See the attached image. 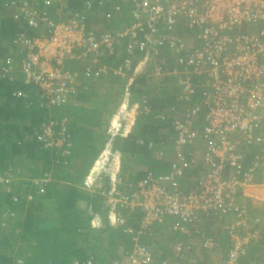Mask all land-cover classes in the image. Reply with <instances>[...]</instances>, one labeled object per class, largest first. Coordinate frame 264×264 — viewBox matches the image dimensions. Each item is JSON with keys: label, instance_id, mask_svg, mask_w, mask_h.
<instances>
[{"label": "built area", "instance_id": "obj_1", "mask_svg": "<svg viewBox=\"0 0 264 264\" xmlns=\"http://www.w3.org/2000/svg\"><path fill=\"white\" fill-rule=\"evenodd\" d=\"M123 1L128 5L129 22L96 34L86 29L85 18L78 13L54 21L45 11H37L39 2L49 6L58 0H6L4 5L14 8L9 15L14 20L23 21L31 28H36L39 20L46 23L45 33L30 37L19 32L12 39L20 49L19 70L24 83L37 89L41 105L52 107L67 103L75 93L70 82L76 77L77 68L86 78L111 73L125 79V95L117 107L116 129L120 121H126L133 104L128 102V97L135 93L130 87L137 75H145L153 82L159 77L174 76L177 99L184 105L196 91H201V104L188 105L172 121L176 134L175 159L168 172L140 178L129 193L115 184L107 187L106 178L109 185L119 182L118 178L107 175L119 163L109 145L101 150L96 166L86 175L81 187L106 195L107 218L113 226L124 225L122 208L139 209L136 234L172 218L169 229L185 239L174 242L173 257L162 258L159 264H178L180 258L183 264H196V256L188 252L196 250L195 246L216 251L219 242L215 236L204 234L199 226L201 216H213L220 222L229 217L220 224L228 240L226 256L213 264H236L254 238L255 224L259 222L257 216L250 218L245 199L264 204V0ZM105 2L98 0L99 5ZM84 4L89 8L91 1ZM182 30L185 32L181 36ZM120 41H124L123 58L108 64L105 58L115 54ZM136 50L141 52L139 56ZM164 50L177 58L170 69L155 64ZM70 61L78 66H70ZM5 63L6 66H0L2 71L11 68L9 59ZM148 111V102L142 95L138 104H134L135 115ZM110 134L112 139L117 135L126 137L122 131L111 130ZM35 138L44 148L63 147L62 153L71 146L64 118L43 123ZM109 143L108 139L105 145ZM187 145L198 149L186 156ZM252 146H259L258 155L244 169L245 155ZM198 152L206 171L198 178L195 189L184 192L178 183ZM158 156L162 157L163 152ZM15 177L13 169L0 173V187L10 191ZM30 181L41 190L49 182V174L32 177ZM30 199L29 194L27 200ZM91 214L94 216L92 211ZM3 215L0 227L5 226V219L13 213L6 211ZM123 230L132 233L130 228ZM124 258L103 264L154 263L150 247L144 244H135Z\"/></svg>", "mask_w": 264, "mask_h": 264}, {"label": "trees", "instance_id": "obj_2", "mask_svg": "<svg viewBox=\"0 0 264 264\" xmlns=\"http://www.w3.org/2000/svg\"><path fill=\"white\" fill-rule=\"evenodd\" d=\"M5 1L6 0H0V15H2V17H0V38H5L4 40L6 43L10 45V54L5 56L3 60L1 58L0 66H6L7 64L5 61L9 59L11 68L6 71L0 69V173L13 169L16 171V175H19L20 166L18 165L23 164L22 162L27 160L32 163L34 162L36 167L41 166L40 172L49 174V182L41 188V190H37L30 179H22L19 182L26 185L27 191L26 194H24L25 197L20 198L19 195L13 196L14 200L11 199L9 202L10 208L4 209L5 212H14V216L10 219L15 221L12 223L9 216L7 218L9 220L5 219V221L7 220L5 226L3 225L0 227V232L3 233H0V264H87L88 261L91 262L94 258L95 260L98 258L95 264H103L110 259H124V256L121 255L122 253H118L117 255L114 251V246H116L115 244L118 241L124 243V245H122L124 248L130 247V245L133 247L135 244H144L148 247L154 246L158 250L161 249L162 240L154 244V237L149 236V231L136 234L139 231V220L141 216L139 209L122 208L121 212L125 219L124 227H109L106 224L108 207H104L103 200L98 192L92 193L82 187L78 188L76 186L81 180V183H83L86 175L89 173V167L96 155V146H99L102 140L94 144L84 140L83 152H76L78 155L76 156L75 154V156H72L71 150L79 147V144L78 146L75 145V140H79L75 137L77 134L76 131L73 132L75 126L72 125L71 121L64 115H62L63 117L61 116V118L55 117L51 109L58 105L48 107L42 104L40 108L34 107V103L31 101L33 97L32 91L34 88L37 92V89L32 84L24 83L23 74L19 70V64L17 67L15 64V61L18 62L21 59L20 49L12 42V39L15 34L19 32L30 37L42 32L45 33L46 23L39 20L38 26L36 28H31L23 21L14 20L9 16L14 11V8L6 7L4 5ZM63 1L58 0V2L49 6L39 2L36 8L37 11H45L46 16L54 21L63 20L72 16L71 14L73 13L80 14L86 21L98 12H102L106 16L108 15V17L113 14L120 17L118 22L114 24V26L118 27L122 22L128 23L130 19L128 14H126V12L128 13V5L123 0H107L103 5H99L98 0H90L91 6L89 8L84 4L86 0ZM106 20L109 21L110 18ZM112 21L114 22L115 20L112 19ZM105 30L108 29H103V31ZM184 32L185 30H182L180 35L182 36ZM123 45L124 41H120L116 45L115 54L105 58L108 64L121 61L123 58ZM135 53L137 56L141 54L139 50H136ZM13 57L18 58L14 60ZM176 59L174 53L164 50L155 60V64L170 69L175 65ZM2 61L3 63L1 64ZM74 66H76L75 63ZM78 70L79 69L76 70V77L82 75ZM106 77H108V75H92L87 78L83 76V80H86V82L89 81L88 85L86 84L88 87L92 84V87L99 86L101 89H106V85H108V78ZM164 77L172 78L171 76ZM100 79L104 83L106 81V84H100ZM70 84L72 85L71 82ZM134 84L130 87L131 90L133 89L132 91L135 90L133 96L140 99V96L143 95L148 102L149 111L139 114L136 119L137 121L135 120L136 126L133 132L126 137H120L119 135L115 136V140L113 139L115 143H112L111 147L113 150H116L118 147L120 148L122 173L129 170L136 171L134 168L136 164L145 166V170H137L139 173H137L136 178L132 176V172L129 174L127 177L129 183H125L124 186L121 187V190L125 193L131 192L134 186L130 184H134V182H137L140 178L169 171L170 161H166L162 158L156 160L152 157L154 147L160 145L159 147H161L164 152L171 147L174 149V138L176 134L172 126V121L181 115L188 105H193L195 103L201 104L203 98L201 91H196L192 100L184 105L183 102L175 99L168 91L166 82L163 83L162 86L164 89L163 95H154L152 93V96L145 89L144 78H139ZM73 87L77 90L76 93H79L80 87H76L74 82ZM83 88L86 89L85 85ZM18 93H23L25 96L18 95ZM110 112L111 110L107 109L106 114H110ZM203 112L202 108L200 117H202ZM51 113H53V117L50 116ZM157 115L159 120L153 119V117H157ZM49 117L52 119L48 121L65 119L66 131L69 134L68 139L71 142L70 148H64L67 150L66 153H62L63 147L62 149L44 148L35 138V133L41 128V125L48 122H44L43 120ZM28 122L30 123L28 124ZM55 128L58 129L57 124ZM72 144L75 146L71 149ZM197 149L198 148L193 145L184 147L186 156H188V152L193 155ZM258 152L259 146H252V148L249 149L243 162L244 169L250 165L253 159L258 155ZM75 158L81 159V165H79V168L72 169V165L74 164H72V162ZM27 161L26 164L28 165ZM67 168H71V170ZM189 169L191 172L187 171L184 174V176L186 175L189 178L186 180L182 179L178 183L179 188L184 192L195 189L198 178L206 171L203 163L197 159L190 164ZM155 170H158L156 171L157 173H155ZM191 175L194 176L193 180L190 179ZM29 194L32 196V199L27 200V195ZM3 201H5V198ZM6 201L8 204V200ZM77 201L85 202L86 206L82 209L78 208ZM11 202H13V204ZM47 202L51 204V207H46ZM1 204L2 202L0 200V207ZM245 204L246 206L249 204L247 200ZM101 209H103V215L105 214V224L103 226L104 228L96 230L91 227L90 224L92 216L91 211L94 214L95 212H100ZM248 212L250 218L259 217L257 214H260V217L264 218V206L260 209H253L251 212ZM3 217L4 215L0 213V221ZM227 218L229 217L225 219L222 218L221 222H225ZM17 220L21 223L20 226H18V230L14 227ZM221 222L213 216L207 218L202 215L199 226L205 235L215 236L219 242V249L222 251L221 256L224 259L228 240L224 236L223 230L220 228ZM126 227L130 228L132 233L124 231L123 228ZM170 233L176 234L177 232H172L169 229V234ZM180 235L181 234L175 236L169 235L170 237L167 236L165 239L173 244L178 240L185 239L183 235L182 237ZM257 244L264 245V240ZM257 244L252 249H246L245 254L248 253L249 260H244L243 264H248L249 261H252V256L260 251V246L258 247ZM151 248L153 249H151V251L155 253L154 248ZM195 249L196 250L192 249L188 252L196 256V264H213L209 262L212 253L207 250L199 249L197 246H195ZM245 254L242 257H244ZM242 257L238 258L236 264H242ZM17 260H20V262L17 263ZM178 261V264L184 263V260L181 258Z\"/></svg>", "mask_w": 264, "mask_h": 264}, {"label": "crops", "instance_id": "obj_3", "mask_svg": "<svg viewBox=\"0 0 264 264\" xmlns=\"http://www.w3.org/2000/svg\"><path fill=\"white\" fill-rule=\"evenodd\" d=\"M63 3H64V1H63ZM126 14H128V13L126 12ZM108 18H110L109 21L106 20ZM112 19L115 21L113 22ZM119 19H120V17L115 16L114 14L112 16L108 17V15L106 16L104 13L98 12V13H95L94 16H92L90 19L85 21L86 29L94 31L96 34H100L103 31V29L113 30V29L117 28L118 26H114V24L117 23ZM123 24L124 23L122 22V25ZM107 26L112 27V28H108ZM113 26H114V28H113ZM4 39L5 38H2V37L0 38V59L2 58V60L5 56L10 54V45H8ZM17 58L18 57H15L14 60ZM19 62H20V60L18 62L15 61L16 67L18 66ZM75 65L76 66H74L73 61H70V66H72V67L78 66L76 63H75ZM77 69H79V68H77ZM78 71H80V70H78ZM107 75H108V77H106V78H108V85H106L107 86L106 89H101V87H99V86L92 87V84L90 85V87L86 86V84L88 85L89 81L86 82V80H83L82 75H79L78 77H76L77 80L74 78L71 81V83L73 85V82H74L76 87H80L79 93H76L77 90L75 89V93L69 98V101L67 103H65L64 105H60V106L58 105L57 107H53L51 109V111L55 114V117L61 118V116L64 115L69 119V121H71V124L75 126L74 128L72 127L73 132L76 131L77 134L75 135V137L79 139L77 141L75 140V145L78 146V144H79V147L72 149L75 146L72 144V147H71L72 156L73 155L75 156L76 152L77 153L83 152V149H84L83 144L85 142L84 140H87L88 142H91L92 144L102 140L101 144L99 146H96V149H97L96 155L94 156L92 163L89 167L90 168L89 171H91V172L94 169V167L96 166V159L100 155L101 150L104 147H108L109 145L111 146L112 143L113 144L115 143V141H114L115 139L113 138L114 139L113 140L111 137V134H110L111 130H115L117 132L122 131V133L126 134V136H127L128 134L133 132V130L136 126V121H137L136 119L139 116V115H135V112H134V104H138L139 100H138V98H135L133 95H129L128 102L133 103V104L130 107L129 112L127 113L126 121H120L118 129H116V127H114V125L117 122V118H118L117 107L121 102L122 96L125 95V92L123 89L125 79L116 77L115 75H113L111 73H109ZM141 77L144 78V86L146 87L145 89H146V91H148V93H150L151 96H152V93L154 95L155 94L156 95H158V94L163 95L164 89L162 86H163V83L166 82L167 87H168V91L175 97V99H177L176 97L178 94V90H177V85H176L175 80H174V76H171L172 78H167V77L165 78L164 76L159 77L158 79H156L155 82H153L151 79H149L145 75H137L135 78V82H137V80ZM104 81H105V79H104ZM76 83H77V85H76ZM100 84H106V81L104 83L100 79ZM84 85H85L86 89L83 88ZM32 96L33 97L31 98V101H33L34 107L40 108L41 107L40 106L41 105V99L38 96V93L36 92V90L34 88L32 91ZM107 109L111 110L110 114H108V113L106 114ZM62 111H64V112H62ZM53 113L50 114L51 117L54 116ZM51 117H49L43 121L44 122L48 121L49 119H52ZM134 117H135L134 123H133V125H130V122L132 121V119ZM153 119L159 120L158 115H157V117L154 116ZM55 120H57V119H55ZM29 123L30 122H28V124ZM108 139L110 140V143L105 145L107 143ZM159 146L154 147L152 157H154L156 160L158 158H162V159H165L166 161H170V162L172 161V159L173 160L175 159L174 158L175 154H174V150L172 149V147L170 149H168L166 152H164L163 149ZM76 149H77V151H76ZM110 151H112V155H114L118 159L119 163H118V167L113 168L112 170H109L107 172V175H109L111 178H118L119 182L118 183H112L109 185L110 180L108 178H106L104 184L107 187L115 184L117 188L119 187L121 189V187L124 186L125 183H129V181H127L128 180L127 177L129 176V174L131 172L133 173L132 176L136 178L137 173H139V172H137V170L138 171H139V169H141L143 171L145 170V166L136 164V165H134V168L136 169V171L135 170H132V171L129 170V171H125V173H122V171H121L122 157H121L120 148L118 147L116 150H113L110 148ZM160 151L163 152L162 157L158 156V153ZM77 155L78 154H76V156ZM196 157H197L196 158L197 160L201 161L200 160V152H198V154H196ZM26 161H23L22 162L23 164L18 165V166H20L19 168L22 170L19 169V175H16L13 183L10 186L11 193H10V191L7 192L4 187H0V200L2 202L1 207H0V213L1 214H3L5 212L4 209L10 208L9 202L13 196L19 195L20 198L25 197L24 194H26V191H27L26 185L24 183H19L22 179L23 180L24 179L29 180L32 177H40L42 174L45 173V172H42V173L40 172L41 166L36 167L35 163L34 162L32 163L30 161H27V163H28V165H27ZM72 164H73L72 169H75L77 167L79 168V165H81V159L75 158V160L72 162ZM67 169L71 170V168H67ZM156 171H158V170H155V173H157ZM187 171H190L189 167L185 168V172H187ZM189 176H190V173H189ZM188 178L189 177L185 175V177H183L182 179L186 180ZM190 179L193 180L194 176L191 175ZM81 182H82V180L80 181V183L76 184V186L78 188L81 187V185H82ZM135 183L136 182H134V184L131 183L130 185L135 186ZM98 194L100 195L101 199L103 200V205L106 208V206H107L106 195L105 194L101 195L99 192H98ZM4 198H5V201L8 200V204H7V201L6 202L3 201ZM12 200H14V199H12ZM246 200L249 204H247V206L246 205L245 206L248 208V211H250V212L253 209L257 210V209H260L262 206H264L263 204L256 203L255 201H252L250 199H245V201ZM11 203L13 204V202H11ZM77 206H78V208L82 209L86 206V203L83 201H77ZM46 207H51V204L49 202H47ZM12 213L14 216L13 211H12ZM104 215H103V209H101L100 212H95L94 216H91V219H90L91 227L95 228L96 230L99 228H104L103 227L105 224L104 223V219H105ZM107 215H108V209H107V213H106V218H107ZM257 215H259V217L261 216L260 214H257ZM13 216H10L9 219L12 218ZM9 219H7V220H9ZM10 221H12V223H13L15 220L10 219ZM97 221H98V223H97ZM172 221H173L172 218H167V219H165V221L162 224H155L150 228L149 236L154 237V240H155L154 244L158 243V241L160 242L161 240H162L161 242H164L165 237H167V236L170 237L169 235H173V236L179 235L177 233L176 234L175 233L169 234V226H170V223ZM106 222H107L106 224L109 227H119V225H117V226L111 225L109 223L108 218H107ZM20 224L21 223L19 222V220H17L14 227H16L18 230V226H20ZM11 228H12V226H11ZM254 230L256 231L254 234V238L251 239V241L249 242L247 249L248 248L249 249L254 248L258 242H261L262 240H264V238H263V236H264V218L260 217V221L255 224ZM0 233H2V232H0ZM12 233H13V231H12ZM163 235H164V237H163ZM180 236L182 237V235H180ZM115 245H116V246H114L115 247L114 248L115 253H117V255H118V253H122L121 254L122 256H125L124 253H126V251H129L132 248L131 245L128 248H124L122 246V245H124V243H121L120 241L116 242ZM167 246H168L167 244H165V245L162 244V248L159 250L156 247L151 246L154 249H156L155 250L156 254L152 252L153 255L155 256L154 257V263L159 264V261L162 258H165V257L172 258L173 257L172 252L170 254H167V255L163 253L164 251L168 250V248H170V249L172 248V244H170V246H168V247ZM259 246H260V251H258V253H256L255 255L252 256L253 260L249 261L248 264H264V245L260 244V245H258V247ZM151 247H150V249H152ZM210 253H212V254L210 256L209 262L219 263L221 261L222 251L219 248L216 251H213ZM248 258H249V255H248V253H246L245 256L241 258L242 264H243L244 260H246Z\"/></svg>", "mask_w": 264, "mask_h": 264}, {"label": "rangeland", "instance_id": "obj_4", "mask_svg": "<svg viewBox=\"0 0 264 264\" xmlns=\"http://www.w3.org/2000/svg\"><path fill=\"white\" fill-rule=\"evenodd\" d=\"M0 17H2V15H0ZM0 21H1V20H0ZM162 244H164V245L167 244L168 246H170L171 242L169 243V241L165 239V241L162 242ZM172 245H173V244H172ZM168 246H167V247H168ZM154 250H156V249H154ZM171 252H172V248H171V249L168 248V250L164 251L163 253L167 255V254H170ZM172 253H173V252H172ZM115 259H116V258H115ZM115 259H110V260L113 261V260H115ZM96 260H97V259H96ZM96 260H95V258H94V259L92 260V264H95ZM153 264H156V263H153Z\"/></svg>", "mask_w": 264, "mask_h": 264}]
</instances>
